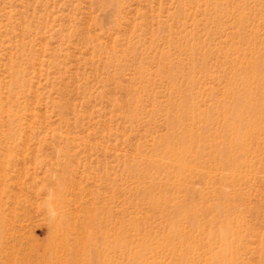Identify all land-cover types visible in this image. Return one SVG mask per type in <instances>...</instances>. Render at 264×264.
Instances as JSON below:
<instances>
[{
	"label": "rangeland",
	"instance_id": "374dc122",
	"mask_svg": "<svg viewBox=\"0 0 264 264\" xmlns=\"http://www.w3.org/2000/svg\"><path fill=\"white\" fill-rule=\"evenodd\" d=\"M0 264H264V0H0Z\"/></svg>",
	"mask_w": 264,
	"mask_h": 264
}]
</instances>
